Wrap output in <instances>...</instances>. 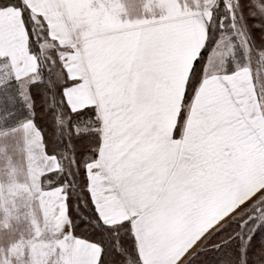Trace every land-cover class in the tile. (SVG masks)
<instances>
[{
    "label": "snow or ice",
    "instance_id": "obj_1",
    "mask_svg": "<svg viewBox=\"0 0 264 264\" xmlns=\"http://www.w3.org/2000/svg\"><path fill=\"white\" fill-rule=\"evenodd\" d=\"M0 264H264V0H0Z\"/></svg>",
    "mask_w": 264,
    "mask_h": 264
}]
</instances>
